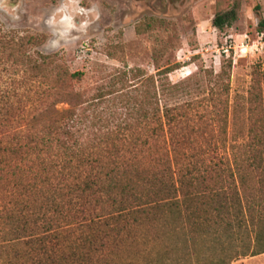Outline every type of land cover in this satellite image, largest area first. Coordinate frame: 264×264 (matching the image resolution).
<instances>
[{
  "label": "trees",
  "instance_id": "obj_1",
  "mask_svg": "<svg viewBox=\"0 0 264 264\" xmlns=\"http://www.w3.org/2000/svg\"><path fill=\"white\" fill-rule=\"evenodd\" d=\"M236 20L230 11L213 26ZM46 41L0 22V264H150L158 246L163 264L264 254L248 238L264 239V72L232 107L230 155L208 164L174 133L201 91L192 76L170 80L179 66L87 88L84 72L41 51ZM209 108L226 147L230 106Z\"/></svg>",
  "mask_w": 264,
  "mask_h": 264
},
{
  "label": "rangeland",
  "instance_id": "obj_2",
  "mask_svg": "<svg viewBox=\"0 0 264 264\" xmlns=\"http://www.w3.org/2000/svg\"><path fill=\"white\" fill-rule=\"evenodd\" d=\"M230 11L237 20L223 30L215 28V16ZM262 19L264 0H0L1 24L46 36L41 51L59 53L72 72H84L83 87L102 79L111 85L119 72L135 69L153 75L177 65L180 69L169 76L173 83L192 76L201 91L180 110L174 133L187 156L208 164L213 157L230 155L232 107L247 97L253 72H264V33L258 31ZM138 24L150 27L138 35ZM223 70L226 75L218 80ZM211 90L216 101L210 99ZM226 102L230 114L224 147L217 143V128L210 129L209 106ZM248 238L256 242L255 250L264 244L254 233ZM163 250L158 246L150 264L164 263ZM232 264H264V254Z\"/></svg>",
  "mask_w": 264,
  "mask_h": 264
}]
</instances>
